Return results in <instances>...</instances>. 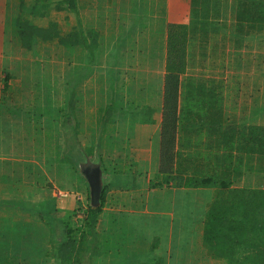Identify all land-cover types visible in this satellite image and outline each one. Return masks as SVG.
<instances>
[{"label": "crops", "instance_id": "obj_1", "mask_svg": "<svg viewBox=\"0 0 264 264\" xmlns=\"http://www.w3.org/2000/svg\"><path fill=\"white\" fill-rule=\"evenodd\" d=\"M190 2L86 0L78 1L71 8L69 29L73 35L76 34L71 43L79 36L85 37L82 46L86 48L108 49L110 46L114 54L113 63L102 66L118 70L113 113L109 122L103 121V126L108 128L106 138L111 143L105 151L109 159H120V150L114 146L113 140L122 138L127 155L139 165L137 172L127 173L131 177L125 182L112 177L107 183L101 171L103 186L108 189L95 237L89 240L91 252L85 264L96 263L100 246L104 247L101 264H232L227 258L216 256L214 250L205 245V226L209 222L221 225L235 222L233 217L238 218V213H224L225 207L233 206L240 211L246 209L248 204L231 198V192L264 190V177L255 176V157L247 151L249 128L264 127V40L255 33L236 38L232 23L203 27L202 32L188 38L186 69L179 85L173 165L174 177L182 179L184 185L176 187L171 181L160 184L163 181L159 173V153L166 28L169 24H189ZM14 9H8L7 0H0V64L8 59L2 67L7 69L5 86L24 82L21 94L28 102L30 97L32 100L33 90L27 86L31 83L27 80H34L32 75L37 71L30 68L41 59L12 54V48H17L18 44L11 34L4 32L8 24L6 16L12 15ZM65 14L60 12L61 19ZM4 45L8 46L5 50L2 49ZM53 45L60 54L58 50L63 48L57 42ZM78 49L79 46L71 45L70 52L74 53L71 63L76 61ZM45 59L52 62L50 57ZM102 60L105 57L102 56ZM43 70L44 66H41L40 71ZM0 73L1 82L5 73ZM126 78L132 80L127 88ZM59 84L55 94H52L51 87L42 86L39 94L44 109L47 107L46 96H64L68 91L70 101L77 105L78 101L73 96H78L79 86L72 83L71 88H67ZM144 87L148 88V93ZM143 95L145 99H141ZM16 106L15 102L9 103L6 110L14 111ZM53 106V112L57 111L56 104ZM73 108L79 115L80 110ZM18 115L20 117L14 114L8 124L6 121L3 124L8 127L3 133L9 137V143L0 148V240L11 238L21 241L1 246L0 251L6 256H19L18 264H47L49 261L50 264H59L52 257L53 252L48 255V248L53 249L54 243L49 247L45 245L40 254L36 252L34 262L26 257L25 241L31 237L30 225L33 222L30 216L32 213L44 216V209L53 208L58 210L57 218L63 219L64 210L73 214L72 221L78 226L90 204L89 185L82 180L78 190L70 191L45 180L42 182L45 189L34 187L39 185L36 177L39 174L44 176L38 164L44 155L31 152L34 140L26 130L33 125L30 111L19 110ZM71 124L77 126L76 122ZM37 125L62 130V123L55 113L51 121L40 115ZM42 134L44 132L39 137H44ZM59 135L63 133L60 131ZM77 158L79 171V164L86 163L85 158L89 157L79 153ZM193 182L205 185H185ZM3 217L9 221L3 222ZM33 224L39 230L32 234L33 238H39L41 233L48 237L54 235L50 228H42L39 222L34 221ZM62 229L57 225L54 232ZM221 233L229 239L242 237L230 232ZM240 246L234 243L230 250L234 253L247 250L246 245ZM238 256L243 255H237L235 262Z\"/></svg>", "mask_w": 264, "mask_h": 264}, {"label": "trees", "instance_id": "obj_2", "mask_svg": "<svg viewBox=\"0 0 264 264\" xmlns=\"http://www.w3.org/2000/svg\"><path fill=\"white\" fill-rule=\"evenodd\" d=\"M78 1L79 3L86 2V0H7L8 9L15 8L12 15L6 16L8 24L6 32H4L11 34V37L18 44L17 48H12V54L20 53L26 57L44 54L54 48V42H57L63 50L69 49L72 44L75 47L85 44V37L79 38V36L78 40L71 43L72 37L76 34L73 35L69 29L70 13L72 6H75ZM190 3L189 24H169L166 28L159 173L163 176V181L160 184L171 181L176 187L184 185L182 179L177 180L174 177L173 165L178 121L179 85L180 77L186 69V45L189 36L199 34L203 31V27L232 23L235 26L233 33L236 38L241 39L249 33H255L254 35L259 36V39L264 40V0H191ZM60 12L66 13L62 19ZM10 29L12 33L9 32ZM4 73L3 81L7 83L8 78L6 72ZM252 135L253 140H251ZM248 147L249 155L255 157V173L256 177L259 178V175L264 172V127L249 128ZM76 169L78 170V166ZM262 177L264 174L260 176V178ZM185 185L199 186L205 184L193 182ZM106 189L103 186L98 208H91L89 204L87 205L83 212L84 218L79 222L78 227L71 228L67 220L58 219L56 216L58 210L53 208L52 210L49 208L43 210L48 216L46 224L51 230H54L57 225L63 227L62 230H57L54 233L56 241L52 242L55 244L52 249V257L59 264H80L79 257L84 248L83 242L87 237L90 239L95 237L97 220L104 207ZM231 193V198L243 200L248 205L243 211L236 210L233 206L232 208L225 207L224 213L226 211L230 214L238 213V218L233 217L235 222L222 225L219 222H209L204 231L205 245L210 250L219 249V244L229 245V247L221 250L222 245L219 252H214L216 256L227 258L232 264H235L236 256L230 250L231 245L236 243L241 245L240 248L246 245L244 247H247V250H243L241 253L243 256H238V264H245L246 261L249 262L248 264H264V190L233 191ZM72 216L73 214H70L69 217ZM219 230L235 235L239 234L242 237L225 238L223 237L225 234L221 233L222 231L217 232Z\"/></svg>", "mask_w": 264, "mask_h": 264}, {"label": "rangeland", "instance_id": "obj_3", "mask_svg": "<svg viewBox=\"0 0 264 264\" xmlns=\"http://www.w3.org/2000/svg\"><path fill=\"white\" fill-rule=\"evenodd\" d=\"M143 1L145 2L146 0ZM88 43L90 44L89 40ZM7 47V45H4V48L2 49L5 50ZM69 49L63 50L60 48L58 50V53L60 54H57L56 48H53L46 52L44 56L43 53L28 56V58L31 57L36 60H39V58L41 59L39 63H33L30 68L37 71H35L32 75L34 80L28 79L27 82L31 83H28V85L26 83V85L31 87L33 90L32 100L30 97L28 102H25V98H22L21 94V89L25 86L24 82L21 83V81H18L9 87H6V83L3 81L0 82L2 90L0 95V132H2L0 133V148H3L9 143V137L3 133L5 132L4 130L8 128L3 126L4 121L8 124L9 119H12L14 114L17 117H20L18 115L19 110L30 111L32 120L31 123L33 125L30 126V128H26V130L29 132L32 141L34 140V143H32L33 150H31V152L36 155L40 153L44 155L43 160H39L38 164L39 167L42 168L43 175L45 177L39 174V176L36 177L39 185H34V187L45 189L42 182L47 180L54 182V184L60 188H69L70 191H75L74 188L78 190L79 186L82 185L80 181L82 182L83 180L85 182L86 180L80 171L76 169V164L78 163L77 155L79 153L80 155L81 153H85V155L89 157L85 158L87 161L90 160L91 164L100 167V170L103 173L102 175H105L107 178V183L109 178L112 179V177L113 179H120V181L122 179L121 182H125V179L129 180L131 177V175L127 173H130L129 171H131V173H134L135 171L137 172L139 165L133 163V160H131L127 155L128 152L126 150V146H123V143L121 142L122 138H120V140H113L114 146L120 150V159H109V154L105 151V148L111 147V143H109L106 138L108 135V128L107 126H103L105 124L103 121L109 122V119H111L110 115L113 113V105H115V98H113V96L116 94L115 89H117L116 81L118 80V70H113L112 68L107 69L104 66L112 65V60H114L113 49L110 46L108 49L106 47H92L90 49L89 47L86 48L80 46L78 52L75 54L76 61L72 63L70 58L73 56L74 59V53L72 54ZM102 56L105 57V60H102ZM48 57L52 58L51 63L46 62L47 59L45 58ZM4 61L0 64V72L2 73L7 72V69H3L2 67L8 63V59L5 58ZM41 66H44L43 71H40ZM100 68L105 70L102 71ZM71 69L73 71H71ZM126 80L127 83L125 87L127 88L132 80H129V78H126ZM143 81L149 82V80H141V82ZM59 83L63 85L62 87L67 88H71L72 83L73 85L79 86V88L77 87L79 93L78 96H73L78 101L77 105L75 104V101L73 103L70 101L71 94H69L70 91H68V93L66 92V95L64 96H60V94L59 96H46L48 98L46 104L47 107L44 109L40 102L42 96L39 94L42 90V86L51 87L53 90L52 94H55L60 86ZM110 83H112V85ZM144 88L145 93H148V88ZM59 97L61 100H59ZM128 97L130 96L128 95ZM141 99H145V95H143ZM12 102L17 104L16 109L14 111H11L10 109L9 111L6 110L7 105ZM55 104L57 111L53 112V105ZM73 107L80 110L79 115ZM54 113L57 115V119L62 123V130L54 126L48 125L45 128H42L37 125L40 115L46 118L47 121H51ZM72 121L76 122L77 126H73L71 124ZM9 129H12V126H9ZM60 131L63 133L61 136L59 135ZM41 132H44V134H42L44 137H39ZM3 136L5 137L2 138ZM75 140L78 141L75 142ZM108 153L110 152L108 151ZM87 161L86 163L80 164H87ZM255 176H257L256 173ZM260 176L261 175H259V178ZM114 184L117 183L114 182ZM59 205L60 201H58V206ZM31 208L33 209V207H30V209ZM70 214V212L63 210L62 218L69 222L71 228L78 227L72 221L73 217H69ZM47 217L48 216L46 215L43 216L36 213H32L30 216V221H33L30 225L31 237L25 241L24 253L28 260L33 262L37 258V255H35L36 252L40 254L44 250L45 245L49 247L53 244L52 242L56 241V236L54 237L49 232V237L47 234H45V236H47L45 237L42 233L39 238H33L32 236L34 232L39 231L33 224L34 221L39 222L43 226L42 228H49L46 224L48 222ZM1 218L2 217H0V219ZM5 221H9V218L4 219L3 217V222ZM52 231L53 233H56L53 229ZM89 240L90 238L87 237L83 242L84 248L82 249L81 256L79 257V262L82 259L81 264H85V259L90 256L91 246L89 245ZM20 241L21 240L11 238L0 240V247L14 245L15 243L17 244V242L20 243ZM221 246L222 244H219V249ZM226 247H229V245L223 244L221 250ZM31 249L33 251H31ZM219 249L214 251L219 252ZM103 250V246L97 248V256L95 258L96 263L93 264H101L99 261L102 258ZM51 252H53L52 248H48V255ZM2 253L3 252L0 251V264H18L17 260L19 256H6ZM234 254H236L234 256L240 255V250H237ZM48 260H50L49 256ZM238 263L239 260L235 262V264ZM47 264H50V261Z\"/></svg>", "mask_w": 264, "mask_h": 264}, {"label": "water", "instance_id": "obj_4", "mask_svg": "<svg viewBox=\"0 0 264 264\" xmlns=\"http://www.w3.org/2000/svg\"><path fill=\"white\" fill-rule=\"evenodd\" d=\"M79 171L89 185L90 207L98 208L100 206V196L103 187L101 180L102 175L99 166L91 164L90 161H87V164H79Z\"/></svg>", "mask_w": 264, "mask_h": 264}]
</instances>
